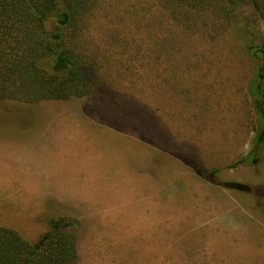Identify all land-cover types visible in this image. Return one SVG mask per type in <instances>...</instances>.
<instances>
[{
	"label": "rangeland",
	"instance_id": "374dc122",
	"mask_svg": "<svg viewBox=\"0 0 264 264\" xmlns=\"http://www.w3.org/2000/svg\"><path fill=\"white\" fill-rule=\"evenodd\" d=\"M261 3L188 27L161 0H97L90 94L0 99V226L34 243L65 218L76 264H264V148L236 164L256 131Z\"/></svg>",
	"mask_w": 264,
	"mask_h": 264
},
{
	"label": "trees",
	"instance_id": "16d2710c",
	"mask_svg": "<svg viewBox=\"0 0 264 264\" xmlns=\"http://www.w3.org/2000/svg\"><path fill=\"white\" fill-rule=\"evenodd\" d=\"M178 21L198 27L215 15L227 23L250 3L261 0H161ZM97 0H0V99L36 103L90 94L97 69L82 45L87 18ZM212 14V15H210ZM207 25L203 22L202 26ZM255 64L248 85L255 112L252 148L236 164H258L264 148V38L247 48ZM77 238L73 223L50 221L36 242L17 230L0 226V264H76Z\"/></svg>",
	"mask_w": 264,
	"mask_h": 264
},
{
	"label": "water",
	"instance_id": "95a60500",
	"mask_svg": "<svg viewBox=\"0 0 264 264\" xmlns=\"http://www.w3.org/2000/svg\"><path fill=\"white\" fill-rule=\"evenodd\" d=\"M224 185L228 188H232V189H237V190H241V191H247L250 192L251 191V187L240 183V182H225Z\"/></svg>",
	"mask_w": 264,
	"mask_h": 264
}]
</instances>
